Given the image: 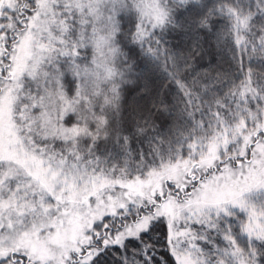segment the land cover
Wrapping results in <instances>:
<instances>
[{"label":"snow or ice","instance_id":"obj_1","mask_svg":"<svg viewBox=\"0 0 264 264\" xmlns=\"http://www.w3.org/2000/svg\"><path fill=\"white\" fill-rule=\"evenodd\" d=\"M0 264H264V0H0Z\"/></svg>","mask_w":264,"mask_h":264}]
</instances>
